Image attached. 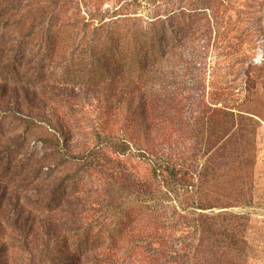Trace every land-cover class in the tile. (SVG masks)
<instances>
[{
    "label": "rangeland",
    "instance_id": "obj_1",
    "mask_svg": "<svg viewBox=\"0 0 264 264\" xmlns=\"http://www.w3.org/2000/svg\"><path fill=\"white\" fill-rule=\"evenodd\" d=\"M113 10L143 27L170 15L187 31L140 82L94 85L77 78L76 24ZM168 160L210 174L216 214L248 219V248L222 264H264V0H0V264H168L174 238L192 244L197 213L191 189L165 199L154 166ZM115 231V245L75 255L81 234ZM151 235L164 243L148 246Z\"/></svg>",
    "mask_w": 264,
    "mask_h": 264
},
{
    "label": "trees",
    "instance_id": "obj_2",
    "mask_svg": "<svg viewBox=\"0 0 264 264\" xmlns=\"http://www.w3.org/2000/svg\"><path fill=\"white\" fill-rule=\"evenodd\" d=\"M76 26L81 27L82 31L79 41L72 50L74 59L80 63L77 68V78L86 72V81L94 85L115 81L124 75L140 82L151 74L149 69H153L157 59L168 53V47L173 46L170 40L174 39L175 33L187 31L184 30L187 24L180 26L179 22L176 23L170 15H167L166 19L157 16L143 27L138 18L121 15L119 10L88 15L87 19L77 23ZM73 31L71 26L66 25L65 18L61 25L62 35L72 38ZM74 38L76 40L79 37ZM49 40L52 41L51 35ZM230 117L234 115L230 114ZM252 153L254 154V150ZM241 154L239 162L247 165L245 153L241 152ZM98 158L96 151L90 152L82 163L83 170L93 166ZM154 174L160 179V186L165 190L164 197L168 201L174 203L178 201L181 188L193 190L196 197L197 213H193L190 226L194 234L191 239L192 244L185 250L179 246V240L171 237L177 248L168 264H222L225 261L228 262V259L239 261L242 258L248 248L245 240L248 219L231 213L216 214L214 212L225 206L220 204L222 197L219 196L218 187L213 183L215 180L208 178L210 174L204 171L191 173L177 170L169 160L159 165V168L154 166ZM80 178L81 175L75 177L71 184H66L62 189L53 192L48 208L58 207L61 197L66 194L70 185H73L71 190L75 191V188H78ZM251 187L242 185L241 189L235 192L245 197L252 192L253 187ZM151 202L152 199L148 195L142 201L144 206ZM230 207L232 206L229 205L226 208ZM241 207L249 208L250 206L242 204ZM107 235L81 234L74 246L75 255L82 259V256L90 250H97L102 245L111 247L115 245L114 241L122 237L118 231ZM164 239V237L155 239L151 235L143 241L148 246L150 244L160 246V243H164ZM156 249L149 252L156 254L158 251Z\"/></svg>",
    "mask_w": 264,
    "mask_h": 264
}]
</instances>
